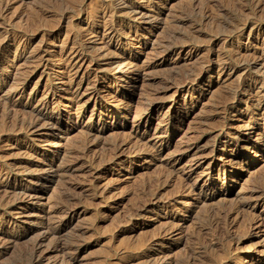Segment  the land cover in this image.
<instances>
[{"label": "rangeland", "instance_id": "374dc122", "mask_svg": "<svg viewBox=\"0 0 264 264\" xmlns=\"http://www.w3.org/2000/svg\"><path fill=\"white\" fill-rule=\"evenodd\" d=\"M118 1H116L117 4L122 2V0ZM146 1L127 0L141 13L158 15L157 22L147 23L139 30H135V26L140 25L139 21L122 11L115 16L106 17L104 10L108 8L105 6L109 0H30L25 4L17 1L8 2L10 8L5 15L6 23H12L16 28L24 29L26 36L24 35L23 39L30 47L36 48L37 45L39 47L46 44L52 47L46 67L38 69L37 75L30 80L25 90L26 94L34 92V89L32 91L31 89L43 69L51 73L48 84L58 88L55 90V95H50L47 99L53 107V118L64 117L69 111V104L64 98L65 86H61L66 78L56 71L66 63L65 51L70 49L81 51L82 63L77 75L82 81L88 83L90 88L84 91L83 102L85 103L80 110V115L82 112L84 115L79 119L63 118V128L51 136L46 135L41 127H37L39 140L35 143L43 145V150L35 159L23 160L21 167L25 163L28 166L34 162L39 165L34 166V170H30V173L23 174L17 173L18 169L10 168L12 175H17V178L25 183L31 182V185L37 188L35 198H26L25 203L31 205L34 200H37L43 206L16 207L15 204L18 201L13 202L10 195L8 197L6 194L0 195V198L8 199L11 204L10 207H0V227L7 228L9 219V221H16L17 226V230L10 231L9 235L0 238V264H27L32 249H36L34 253L40 264H140L148 257L152 258L150 264H208L211 262H213L211 264H264V201L252 203V209L241 207L243 201L253 202L250 201L249 191L254 189V186L261 188L264 185V178L262 180L264 143L257 149L254 165L244 166L239 183L232 184L231 180L214 178L215 184L227 185L231 190L225 196H220L221 198L210 200L208 203L210 205L195 207L194 210L185 205L154 207L151 212L147 209L139 210V207L149 206L153 203L152 201L162 202L180 194H189L192 200L196 198V194H201L199 190L188 193V190L185 187L182 188L180 184L182 168H185L193 157L182 158L172 172L170 170L173 168L166 167L164 163L165 159L180 154L178 142L176 147L174 142L171 148L161 154L160 159L164 162L163 160L158 162L152 157V154L154 155V147L151 145L153 134L161 129L164 130L162 117L166 112L167 117L171 114L176 115L186 105L196 104L193 115H184L183 123L181 125L176 123L173 127V130L176 128L178 131L176 136L180 137L183 133L189 135V132L195 131V128L200 125L201 118L197 113L203 107L201 105L204 101L206 102V98L214 95L209 100L216 102L218 97L224 96V93L236 86L237 88L231 91H236L239 100L227 111L225 118H227L228 127L220 136V138L229 139L228 152L222 155V148H218L212 155L205 158L200 170L242 153L240 146H231L234 141L232 135L236 130H240L239 127L243 121L249 120V115L241 113L250 103L253 94L246 89V85L253 81L257 83L256 91L264 90V74L260 66H235L233 71L232 69L228 71L227 74L230 76H223L218 75L210 66L200 70L197 64H200L199 60L206 59L214 63L220 57L231 54L234 56L237 51L248 59L253 54L259 53L262 45L256 36L264 32V0L256 11H250V0H240V2L238 0V2L236 0ZM233 4H238L243 10L237 12ZM112 9L114 8L111 6L108 11ZM201 11L207 12L206 15L211 16V19L209 17L200 19ZM239 11L244 16L237 15ZM61 12H63L62 15ZM109 22L121 30V36H118V39H112L107 45L109 38L102 32V27L104 23L110 24ZM231 23L245 26L244 33L230 35L228 29ZM247 32L250 33L249 36ZM40 39L41 41L38 42ZM161 46L167 49H161ZM157 51H165L164 57H157ZM60 53L64 55L62 54L61 57ZM112 54L117 60H123L126 57L128 60L131 59L129 61L132 65L130 68L127 67L129 71L132 69L129 85L120 87L118 82L110 78L112 75L115 78L121 77L123 67L104 71L107 68L105 66L107 58ZM149 65H155L157 68L151 71L147 69ZM8 68L9 73L14 72L15 67ZM191 76L193 79L196 78L193 83ZM163 77L168 78L169 88L166 92L169 99L160 109L152 110L148 114L147 98L153 91L163 88L165 83L162 81ZM92 88L98 91L99 95H90ZM201 89L203 95L199 93ZM211 90L215 94H212ZM119 93L126 96L121 100L122 102L120 101L121 104H118L119 98L115 100ZM220 93L223 94L220 96ZM19 99L17 95L12 98L15 102ZM191 101L193 103H190ZM255 110L253 109L252 112L257 114L259 110ZM14 114L16 115L15 111L10 110L9 116L5 117L6 120L4 119V124L0 127V134L4 135L3 139L8 143L13 142V140L9 141L11 136H7L6 133L13 124ZM99 117L107 123H114L108 125L109 131L103 136L100 135L102 125L99 124ZM94 120L95 130H97L96 139L80 131L81 126ZM64 130H66L65 133H63ZM252 132L253 130L249 128L241 130V133L248 138L252 136ZM26 136L32 137L25 133L16 134V138L20 141ZM112 140L120 145V152L116 155L110 147ZM78 142L80 144L86 142L85 147L90 148L85 158L94 161L95 164L102 161L98 176L92 180L91 185L86 175L89 173L86 171L77 170L62 178L51 173V170L57 166L67 163L69 155L65 156L66 151L71 150L76 146L74 143ZM79 143L77 145H80ZM199 145L203 149L206 147L203 138L199 141ZM70 147L72 148L69 149ZM255 151L252 148L246 154V162L253 161ZM136 156L139 157L136 158ZM3 158L6 163H11L14 156ZM40 167L46 173H41V170L38 172ZM38 175L42 179L40 182H35L34 178ZM166 175L168 177H165ZM249 177H251L250 180ZM251 180L256 181L257 185L251 183ZM47 190L49 192L46 194ZM62 197L66 200H62ZM164 212L172 214L173 217L167 218L168 215H164ZM205 212L206 214L218 212L222 215L227 214L229 233L224 235L218 228L212 224L209 225L203 218ZM177 220H180L182 224L178 230L181 237L178 231L173 232V223ZM55 226L61 230L58 234L50 233L48 228ZM228 247L231 248L230 252H226Z\"/></svg>", "mask_w": 264, "mask_h": 264}, {"label": "bare ground", "instance_id": "6f19581e", "mask_svg": "<svg viewBox=\"0 0 264 264\" xmlns=\"http://www.w3.org/2000/svg\"><path fill=\"white\" fill-rule=\"evenodd\" d=\"M11 1H17V2H20L22 4L23 3L25 4V2L30 1V0H0V37H1L0 38V127L4 124L5 117L9 116L10 110H14L16 113V115L14 114L12 117V120H13L12 123L13 124L10 125L11 127L8 125L10 128L8 129V132L6 133L7 136H11L9 141L13 140V142L8 143L5 139H3L4 135L0 134V195L6 194L7 195L6 197H8L10 195L13 202L18 201V203L15 204L16 207H22V208L23 207H42L43 205L38 203L37 200L36 201L34 200V202H32L31 205H27L25 203L26 198H30V199L35 198L37 188L35 185H31V182L25 183V182L19 180L17 178V175H12L10 168H13L15 170L18 169L17 173L23 174L24 172L30 173V170H32L34 166L39 165V164H35V162H34V163H31L30 166H28V164L26 165V163L24 162L25 164L23 165V167H21L23 164L22 163L23 160H25V159H29V160L32 159L33 160V158L35 159V157L37 155H39L40 152L43 150V147H44L43 145H38L35 143L37 140H39V139H37V133L39 132V131L37 132V127H41L43 130H45L44 132L46 135L51 136L63 128V126H64L62 124L63 118L68 119L69 117H74V118H76V120L79 119L82 115H84L83 112L80 115V110L82 109L83 104L85 103V102H83V98H84L83 96L85 93L84 91L88 90V88H90V86L88 83H85L84 81H82V79L78 78V75H77L79 68H80V63H82V59L80 58L81 51L75 50V49H70L69 51H67V50L65 51L66 52V55H65L66 63L63 62V63H65L64 66L59 67L58 68L59 70L56 71V73H60L61 75H64L66 78V81L64 80V82H62L61 86H65L64 87V98L66 99V103L69 104L68 105L69 111L64 115V117L58 116V117L53 118V115H54L53 107L50 105L49 100L47 99V97L50 95L54 96L55 90H56V88H58L56 86H52L51 84H48L50 79H51V77H50L51 73L46 72L43 69V71H41V73L38 74L37 81L34 82V86L31 89V91L34 89V92L33 93L29 92L28 94H26L25 90L28 87L30 80L37 75L38 69L46 67L45 64L49 61L48 58H49V54L51 53L50 50H52L51 49L52 47H49L46 44V45H42L39 47H37L38 46L37 45L36 48H34L35 46H31V47H33V48H31L28 45L27 41H25L23 39L24 35L26 34L25 30L22 28H19V27L16 28L12 23L11 24L13 26L10 23H6L5 15H6L7 11H9L8 8H10L8 6V2H11ZM116 1L117 0H109L110 3L108 2L106 4L105 7L109 8L112 6L114 8L110 11H108V8L107 9L104 8L105 10L103 9L105 14H106V17L108 15H109L108 17H111L113 15L115 16V15H117V13H119L121 11L123 13H127L128 15H131V17L134 18V20H137L140 23V25L134 24V25H136L135 30L142 29L143 26L147 25V23L150 24L154 21L155 22L158 21V15H156V14L153 15V13L152 14L150 13L151 15L149 13H148L149 15L141 13L140 11H138L134 7L135 5L133 6L131 4V2L129 3V2H127V0L126 1L122 0V2L119 4H117ZM149 1L151 2L152 0H147L146 2H149ZM238 1L240 2V0H238ZM118 2H120V0ZM233 2H235V1H233ZM262 4H263L262 0H250L249 1V7H250L249 9H250V11H256L258 8L261 7ZM233 5L235 6L234 9L235 10L237 9L236 10L237 12H238V10H241V11L243 10L239 7L238 4H233ZM243 6H244V4H243ZM117 8H118V11H117ZM202 11L200 12V14L198 12L197 13L199 14V18L200 19L203 18V20H204L205 18H208L209 15H206L207 12H202ZM241 11H239V13H237V15H239V14L242 15L243 13ZM247 11H249V10H247ZM62 13L63 12H61V15H62ZM154 13H156V12H154ZM20 15H21V13H20ZM243 16H244V14H243ZM16 17L18 18V16H16ZM29 17H31V16H29ZM65 18H66V16H65ZM144 18H146V20H144ZM209 18L211 19V16ZM19 20H21V18ZM236 23L235 24L231 23L230 28L228 29V33H230V35H231V33L232 34H237V33L243 34L244 33L243 31L245 29V26H240V24L238 25ZM85 25H87V24H85ZM90 30H91V28H90ZM120 31L121 30H118L117 27H115L113 24L104 23V25L102 27V32H104L106 34L105 36L107 38H109V41L108 42L106 41L107 42L106 44L109 45L110 41L112 39L114 40L118 36H121ZM249 35H250V33L247 34V36H249ZM256 37L259 40V42L261 43L262 48L260 49L259 53L253 54L250 57V59L244 57L243 54H240V52H238L236 50L237 52L235 51L236 53L234 56H232V54H231V55H226L224 57H220V58H218L217 62H214L212 60L214 63H211V61L208 59H206L205 61L199 60L200 64H197V65H199L198 68L200 70H203V69H205V67L210 66L214 69V71L217 72L218 75L222 74L223 76H230L227 73H228V71L230 72L231 69L233 71V67L242 66V65H246V66L251 65V66H260V68H261L260 70L264 74V32L262 34H257ZM181 39H183V38H181ZM246 39H247V37H246ZM39 41H41V39L38 40V42ZM185 41H184V43H185ZM159 43H158V47H159ZM164 43H166V42H164ZM39 45H40V43H39ZM160 45H162V44H160ZM162 46H161V49H163L165 47V45H164V47H162ZM81 47H82V45H81ZM88 48H90V47L88 46ZM105 48H106V46H105ZM164 49H167V48H164ZM135 50L136 49H134V51ZM108 51H110V49ZM203 51H204V49H203ZM164 52L165 51H159L158 54L156 52L155 53H156L157 57L159 56V57L163 58ZM62 54L60 55L61 57L64 55V54L63 55ZM202 54H204V53L202 52ZM113 55L114 54H112L110 57L107 58L108 60L105 63V66H107L106 70L104 69L105 66L102 68L106 72L109 69H110V71H113L116 68L123 67V72H122L121 77L115 78V77H113V75L112 76L110 75L111 76L110 78H111V80L118 82V86H120V87H123L125 85L127 86L131 82L130 74H131L132 69L129 71V69L127 68V67L130 68V66L132 65V62L129 61L131 59L128 60L126 57L123 60H117L116 56H113ZM204 56H206V55H204ZM163 64H165V63H163ZM8 67H10V68L15 67L14 72L9 73L10 69ZM102 68H100V69H102ZM155 68H157V66L149 65L147 69L154 71ZM192 70H194V69H192ZM259 73H260V71H259ZM192 77L193 76H191V78ZM188 80L189 79H187V81ZM162 81L165 82L163 88L159 91H153L151 93V95L147 98L148 100L146 99L147 100L146 106L149 110L148 114L152 110L160 109L162 106H164L167 99H169V96L167 95V92H166L167 89L169 88L168 87V78L163 77ZM191 81H192V83L195 82L196 78H194V79L192 78ZM207 81H209L208 78H207ZM255 81H256V79H255ZM11 82H13V83H11ZM235 87H233L232 89H234ZM92 89L93 90H91L90 95H93V96L99 95L98 91H96L94 88H92ZM246 89H248V91L253 93L252 99H251L250 103L245 106L244 111H241V113H242V115H244V114L249 115V120L247 119V121H245V122L243 121L242 125L239 127L240 130L238 129L234 132V134L232 133L233 134L232 137L234 136V138H232V139L234 141L232 140L233 143L231 145V146H240V150H242V153L240 152V154H236L234 156V158L229 157L227 159V161H223V162L216 164V165L208 166L203 170H200L202 167V162L205 160V158L208 155H212L220 147L222 148V151H223L222 155H225L228 152L227 151V143H228L229 139L220 138V136L228 127V125H227L228 123L226 122L227 118H225L227 111L232 106H234L233 104L235 102H237L239 100L237 95H236V91L235 90H233V91L229 90L227 93H224L227 90L226 89L223 92L224 96H221L223 93H220L221 97L217 98V96H216L218 101H216V102L214 101L215 103L212 100H211L212 103H210L211 101L209 100V98L211 99V96L214 97V95H211L209 98H206L207 103L205 101H204L205 104L202 102L203 105H201V106H203V107L202 108L200 107L201 109L197 113L200 115V118H201L199 120L200 125H199V127L195 128L196 129L195 131L193 130L192 132H189V135H188V133L187 134L183 133L180 137L178 135L176 136L175 134L178 131L176 130V128L173 130V127L175 126L176 123H178L179 125H181L183 123L182 117L184 115L189 116L192 113H194V111L196 110V106H195L196 104H192V105L188 104L185 107L183 106L184 108H181V110L176 115L171 114L170 116L167 117L166 116L167 112L163 115L162 122L164 123V130L161 129L158 132L154 133L153 134V137H154L153 141H151V145L154 147L153 148L154 155L152 154V157L155 158L156 161L161 162V160H163V159H160L161 154L166 149L171 148L173 146L174 142H175L174 146L176 147L177 146L176 143L178 142L180 145L179 146L180 154L174 155L171 158L165 159V162H164V160L162 162L165 163L166 167L168 166V168H173L170 170L172 172L173 170H175L174 169L175 165L180 163L182 158L188 157V156L193 157L192 160L190 161V163L186 164L185 168H182V176L180 177V184H181L182 188L185 187L186 190H188V193H191L193 190L194 191L199 190V193L201 192V194H196L197 195L196 198H193L192 200H191L189 194L188 195L180 194L178 196H174L173 198H171L169 200H164L162 202L152 201L153 203L149 204V206H146L147 208L146 207H139V210L145 211L147 209L148 211L151 212L154 210V207H168V206L174 207L176 205H185L186 207H190L191 210H194L195 207H205L207 205H210V204H208V203H210V200H214L220 196H225L226 193H229L231 190V188L227 187V185L215 184L213 182L215 180L214 178L222 179V180L223 179L231 180L232 184H234L235 182L237 183L238 180L242 179L244 166L246 165V167H249L251 165H254L255 156L257 154V149L260 148V144L264 143V90L259 91V92L256 91L257 90V83L253 82V81L251 83L249 82L246 85ZM202 91L203 90L201 89L199 93L201 94ZM216 91L218 92V90H216ZM248 91H246V92H248ZM209 93L210 92H208V94ZM212 94H215V93H213V91H212ZM16 95L20 97L19 101H17V102L12 100V98L15 97ZM39 95H40V97H39ZM202 95H203V93H202ZM124 97L126 98V96L119 93L115 97V100H117L119 98L118 104H121V102H122L121 100L125 99ZM194 98H196V97H194ZM190 103H193V102L191 101ZM205 105H208V106L204 107ZM208 107H210V108L208 109ZM253 109L259 110V112L257 114H255L252 112ZM200 111H201V113H200ZM140 112H141V110H140ZM10 118H8V119H10ZM240 119H242V118H240ZM98 121H99V124L102 125V132L100 133L101 136H103L107 131H109L108 125L114 124V123H107L106 121L102 120L100 117L98 118ZM238 121H239V119H238ZM8 124H10V123H8ZM82 127L84 129H82ZM244 128H249L250 130H253L251 137L248 138L247 136H245L241 133V130ZM80 131L83 132L85 135H88L89 137L90 136L94 137V139H96L97 138V130H95V120L92 122L90 121L89 124L87 123L84 126H81ZM65 132H66V130L63 131V133H65ZM17 133H25L27 135H31L32 137L26 136V137H24L23 140L20 141V140H18V138H16ZM38 135H41V134H38ZM186 137H188V138L186 139ZM202 138L205 141V145H206V147L204 149L201 148V146L199 145V141ZM41 143H42V141H41ZM34 144H36L37 146ZM77 144L74 143V146L75 145L76 146L73 148L70 147L69 149H71V148L72 149L71 150L68 149L69 151H66L65 156L69 155L68 156L69 159L67 160V163L65 165H62V166H60V165L57 166L56 168L51 170L52 171L51 173H52V175L54 174L58 178H62L68 174H72L73 172H75L77 170H81V172L86 171L89 173L86 175L88 176V181L91 182L90 183V185H91L92 180L94 178H97V176H98V173H99L98 169L102 165V161L100 160L99 163L95 164L94 161H90L87 158H85L87 156L86 154L90 148L85 147L84 144H86V142L84 144L79 143L80 145H77ZM119 146L120 145L114 143L113 140L110 142V147L113 150L114 155H116L117 153L120 152ZM230 148H232V147H230ZM252 148L256 150L255 155L253 156V161L252 162H248V161L246 162L245 161L246 154L248 152H250ZM91 149H92V147H91ZM62 155H63V153H62ZM142 155H143V153H142ZM5 156H12V157L14 156V158L11 161V163L10 162L6 163L4 161L5 159L3 158ZM138 157L139 156H136V158H138ZM117 160H119V158H117ZM28 163L30 164V162H28ZM141 166L142 165H140V167ZM42 169L43 168L40 167L38 172L41 170L40 171L41 173H46L45 170H42ZM248 175H249V173H248ZM84 176H85V174H84ZM165 177H168V175H166ZM203 178H205V179L203 180ZM263 178L264 177H262V180H263ZM41 179H42V177L40 175H38L34 178V181L40 182ZM250 179H251V177H249V180ZM246 180H248V179H246ZM252 180L254 181L253 178H252ZM253 181L251 183L256 182V181L255 182H253ZM257 182H259V181H257ZM187 183H191V184H187ZM262 184H263V182H262ZM254 185H257V184L255 183ZM260 186H262V185H260ZM250 187H252V186H250ZM248 189H249V187H248ZM48 192L49 191L47 190L46 194ZM249 195H250V199H251L250 201H253V202H249L247 200L243 201L241 204V207L252 209L251 208L252 203L255 202V204H256L260 201L263 202L264 201V185L261 188L254 186V189H251L249 191ZM245 197H247V196H245ZM153 198H156V197H153ZM243 198H241V199H243ZM61 199L66 200L63 197ZM247 199H249V198H247ZM10 206H11V204H10L8 199H5L4 197L0 198V207H10ZM236 211H237V209H236ZM207 212H205L203 214V218H205L204 220H206L209 225L212 224L213 226L218 228V230L221 231L222 234H224V235H226V233L228 234L229 233L228 228H227L228 225H227V221H226L227 214L222 215L219 212L215 213V214H206ZM223 213H225V212H223ZM165 214H166V216L168 215L167 218L173 217L172 214L169 215L168 212L167 213L164 212V215ZM9 220H8V223L6 226L7 228H1L0 227V238L1 239L4 238V236L9 235L10 231L17 230V226L15 224L16 221L13 222V221H9ZM181 226H182V224L180 223V220H177L175 223H173V228H174L173 232L174 233L177 232ZM48 229H50L49 232L53 233V234H56V233L58 234V232L61 230L60 228H58L56 226L50 227ZM177 233L180 234L179 231ZM179 237H181V234ZM226 238H228V237H226ZM230 249L231 248L228 247L226 249V252H230ZM35 250L32 249L31 253L29 254V260L27 261L28 262L27 264H40L39 259L37 258L36 254L34 253ZM151 259L152 258L148 257L147 259L143 260L140 264H150ZM211 263H213V262H211ZM211 263H208V264H211Z\"/></svg>", "mask_w": 264, "mask_h": 264}]
</instances>
